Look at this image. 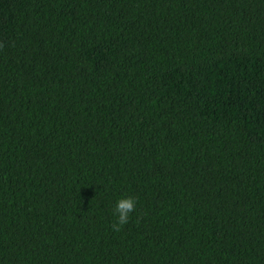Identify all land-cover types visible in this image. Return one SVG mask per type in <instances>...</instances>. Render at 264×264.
Here are the masks:
<instances>
[{"label":"trees","instance_id":"16d2710c","mask_svg":"<svg viewBox=\"0 0 264 264\" xmlns=\"http://www.w3.org/2000/svg\"><path fill=\"white\" fill-rule=\"evenodd\" d=\"M0 264H264V0H0Z\"/></svg>","mask_w":264,"mask_h":264},{"label":"clouds","instance_id":"9594fccd","mask_svg":"<svg viewBox=\"0 0 264 264\" xmlns=\"http://www.w3.org/2000/svg\"><path fill=\"white\" fill-rule=\"evenodd\" d=\"M136 201L131 196H124L116 200L113 215L115 221L112 224L114 231H120L121 227L129 222V214L135 210Z\"/></svg>","mask_w":264,"mask_h":264}]
</instances>
